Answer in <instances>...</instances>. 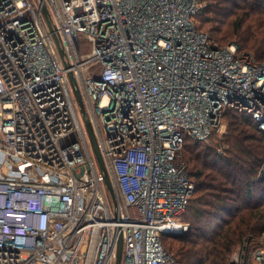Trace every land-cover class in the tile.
Returning a JSON list of instances; mask_svg holds the SVG:
<instances>
[{
    "label": "built area",
    "instance_id": "obj_1",
    "mask_svg": "<svg viewBox=\"0 0 264 264\" xmlns=\"http://www.w3.org/2000/svg\"><path fill=\"white\" fill-rule=\"evenodd\" d=\"M205 4L0 0V264H115L120 237V264H179L163 237L188 230L186 138L223 134L231 108L264 131V62L199 29Z\"/></svg>",
    "mask_w": 264,
    "mask_h": 264
},
{
    "label": "trees",
    "instance_id": "obj_2",
    "mask_svg": "<svg viewBox=\"0 0 264 264\" xmlns=\"http://www.w3.org/2000/svg\"><path fill=\"white\" fill-rule=\"evenodd\" d=\"M260 6L264 9V0H206L196 15L197 27L219 46L234 39L241 51L261 62L264 10L257 11ZM228 18H232V30L223 29ZM224 119L227 131L223 136L212 133L204 141L185 140L183 155L196 181L184 214L191 200L195 208L197 204L204 207L188 230L163 237L179 264H227L236 246L252 234L264 233V131L246 113L232 108ZM188 162L197 168L195 172ZM240 173L247 176L244 186L238 183ZM171 238L167 246L165 241Z\"/></svg>",
    "mask_w": 264,
    "mask_h": 264
},
{
    "label": "rangeland",
    "instance_id": "obj_3",
    "mask_svg": "<svg viewBox=\"0 0 264 264\" xmlns=\"http://www.w3.org/2000/svg\"><path fill=\"white\" fill-rule=\"evenodd\" d=\"M262 10H264L262 6H260V8L257 9V11H262ZM230 19H232V18H228V20L226 21V25L224 26L223 29H226V28L228 29V28H229L228 30H232V26H231V23H230L231 20H230ZM247 23H249V20L246 21V24H247ZM246 24H245V25H246ZM222 43H226V44H229V43H235V44L238 45V43H237L234 39H233L232 41H230V40H229V41H222ZM238 46H239V45H238ZM81 47H82L81 51H82V52H86L87 50H90V49L92 48V43H91V42H87V41H82ZM261 62H264V60H261ZM76 108H77V111H80V113H81V107H80V105H76ZM81 115L83 116L82 113H81ZM82 120H83V118H82ZM224 122H225V131H224V133H225V132L227 131V123H226L225 119H224ZM224 133L221 134L220 137L223 136ZM258 134H259V133H258ZM259 135H260V134H259ZM191 139H194V138H191ZM204 139H206V138H204ZM204 139H196V140H203V141H204ZM206 143H207V142H204L203 145L206 144ZM92 151H93L94 157H95L96 160H97V157H96V155H95V152H94L93 148H92ZM186 163H187V161H186ZM188 163H189V169H191L192 172H195L197 168H195L191 162H188ZM187 165H188V164H187ZM258 173H259V172L254 173L253 176L256 175V174H257V176H258ZM259 174H260V173H259ZM245 179H247L246 174H242V173H240V174H239V180H238L239 185L242 186V185L244 184ZM195 181H196V180H195V177H194V182H195ZM243 186H244V185H243ZM194 203H195V201H194V200H193V201L191 200L187 212H186L185 214H183L182 216H180L179 219H178L180 222H182V223L188 225V229L191 227V225L197 223V222H194V220H195V215H196V214H199V215L201 216L202 209H203V207H204L203 204H197V205H196V208H195V207H194ZM238 203H239V202H238ZM195 211H196V212H195ZM201 225H203V226L206 227L205 220H202ZM252 235H253V236H252L251 238H248V237H247V239H245L240 245L236 246V247L232 250L231 254L229 255L228 262L230 261V259H231L236 253H238V252L242 249V247H243V245H244L245 242L248 244V248H249L250 251H252V250H254V249H256V248H264V233H261V234H259V235H255V234H252ZM171 241H173L172 238H171V239H166L165 242H166L167 246H168V243L171 242ZM174 243H176V242H174ZM228 262H227V264H228Z\"/></svg>",
    "mask_w": 264,
    "mask_h": 264
},
{
    "label": "water",
    "instance_id": "obj_4",
    "mask_svg": "<svg viewBox=\"0 0 264 264\" xmlns=\"http://www.w3.org/2000/svg\"><path fill=\"white\" fill-rule=\"evenodd\" d=\"M45 14H46V17H47V19L49 21V25L52 28L51 20L49 18L48 11H47L46 8H45ZM55 39H56V41L58 43V38H57L56 35H55ZM61 52H62V49H61ZM70 79H71V83L73 84L77 100H78V102L80 104L81 111L83 113V117H84V120H85V124H86V127H87V131H88V134H89V137H90V141H91L93 150H94L95 155L97 157V161H98L99 167H100V169H101V171L103 173V180H104L108 190L110 191L113 199H115V192H114V189H113V186H112L110 175H109V173L107 171L104 159H103L102 154L100 152L98 141H97V138H96L92 123L89 121V119L87 117V111L85 109V105H84V102H83V99H82L81 92H80L79 88L76 86L77 85L76 84V80H75V78H74L72 73H70ZM178 233H179V231H166L165 232V234H178ZM122 250H123V242H122V237H120L119 238V243H118L117 258H116L115 264H120L121 258H122Z\"/></svg>",
    "mask_w": 264,
    "mask_h": 264
}]
</instances>
